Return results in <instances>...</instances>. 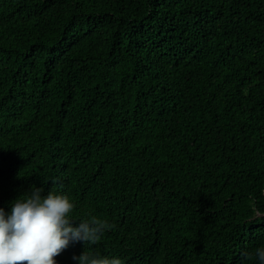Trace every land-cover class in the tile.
<instances>
[{
	"label": "trees",
	"instance_id": "obj_1",
	"mask_svg": "<svg viewBox=\"0 0 264 264\" xmlns=\"http://www.w3.org/2000/svg\"><path fill=\"white\" fill-rule=\"evenodd\" d=\"M33 187L114 225L56 264H260L264 0H0L6 216Z\"/></svg>",
	"mask_w": 264,
	"mask_h": 264
},
{
	"label": "clouds",
	"instance_id": "obj_2",
	"mask_svg": "<svg viewBox=\"0 0 264 264\" xmlns=\"http://www.w3.org/2000/svg\"><path fill=\"white\" fill-rule=\"evenodd\" d=\"M41 192V188L33 187L12 203L7 216L0 208V264H56L55 257L70 242L94 245L114 227L94 215L77 221L70 215L75 203L67 194L49 191L42 197ZM72 222H78V226L73 227ZM256 256L264 264V248L256 249ZM73 259L78 264H122L118 258L89 251Z\"/></svg>",
	"mask_w": 264,
	"mask_h": 264
}]
</instances>
